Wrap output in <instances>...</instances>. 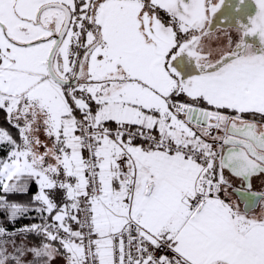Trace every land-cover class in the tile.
Instances as JSON below:
<instances>
[{"label":"snow or ice","instance_id":"1","mask_svg":"<svg viewBox=\"0 0 264 264\" xmlns=\"http://www.w3.org/2000/svg\"><path fill=\"white\" fill-rule=\"evenodd\" d=\"M0 116V264H264V0H0Z\"/></svg>","mask_w":264,"mask_h":264},{"label":"trees","instance_id":"2","mask_svg":"<svg viewBox=\"0 0 264 264\" xmlns=\"http://www.w3.org/2000/svg\"><path fill=\"white\" fill-rule=\"evenodd\" d=\"M0 120H2V116H0ZM0 126H6V125H0ZM26 221H21L20 223H25Z\"/></svg>","mask_w":264,"mask_h":264}]
</instances>
